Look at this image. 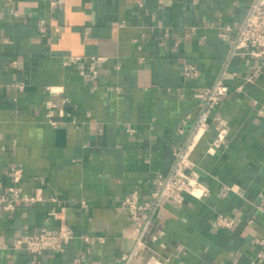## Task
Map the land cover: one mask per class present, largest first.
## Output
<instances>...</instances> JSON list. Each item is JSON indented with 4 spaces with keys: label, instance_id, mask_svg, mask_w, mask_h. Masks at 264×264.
<instances>
[{
    "label": "crops",
    "instance_id": "0c3cea01",
    "mask_svg": "<svg viewBox=\"0 0 264 264\" xmlns=\"http://www.w3.org/2000/svg\"><path fill=\"white\" fill-rule=\"evenodd\" d=\"M250 1L0 0V195L35 197L0 202V264H115L129 252L126 195L150 198L224 69L229 91L190 152L207 195L164 199L130 264H264V55L230 56ZM61 226L73 234L63 251L13 247Z\"/></svg>",
    "mask_w": 264,
    "mask_h": 264
},
{
    "label": "built area",
    "instance_id": "2783aa9c",
    "mask_svg": "<svg viewBox=\"0 0 264 264\" xmlns=\"http://www.w3.org/2000/svg\"><path fill=\"white\" fill-rule=\"evenodd\" d=\"M61 1L50 0V4L55 7ZM226 28L227 30L231 29L230 27ZM220 35L226 36L225 32H221ZM242 53L252 56L264 55V0L250 1L244 21L237 28L235 37L230 39V56ZM101 59L102 57H96L93 60L94 63H97ZM91 70L96 73L93 67H91ZM183 73L185 76L194 79L199 75V70L195 64L187 63L184 66ZM225 73L226 70H222L211 85L204 87L200 91L201 105L198 115L188 130L183 126L178 128V132L184 134V139L174 147V163L167 173L158 175L157 185L151 191L150 198L140 200L137 189L132 190L126 195L124 199L125 206L135 223V244L115 264H130V261L138 252L139 246L143 244V237L153 221L154 213L161 207L164 199L173 198L178 202H182L183 196L186 193L198 197L207 195L208 189H201L199 187V173L190 160V152L195 142L207 131L211 111L229 91V86L225 80ZM226 135L227 129L223 126L219 129L217 138L220 142H223ZM21 172L19 168L14 170L15 181L21 179ZM34 199V196L21 195L15 187H11L8 195H0V202L7 201L5 208H12L14 202L17 201H32ZM82 205H86V202L82 201ZM258 207L264 211V201ZM215 223L221 227L230 229L235 225V219L223 213H217ZM72 237V231L66 226H61L51 232L41 231L19 236L13 243V247H24L32 253L46 249L63 251L65 244ZM1 246L2 242L0 241Z\"/></svg>",
    "mask_w": 264,
    "mask_h": 264
}]
</instances>
